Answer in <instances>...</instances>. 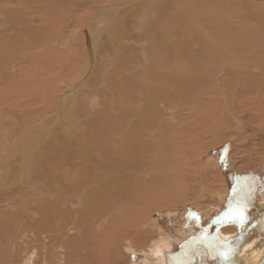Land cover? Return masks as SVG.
Listing matches in <instances>:
<instances>
[{"label":"bare ground","instance_id":"obj_1","mask_svg":"<svg viewBox=\"0 0 264 264\" xmlns=\"http://www.w3.org/2000/svg\"><path fill=\"white\" fill-rule=\"evenodd\" d=\"M219 125L264 134V0H0V264H264V169L224 172Z\"/></svg>","mask_w":264,"mask_h":264},{"label":"rangeland","instance_id":"obj_2","mask_svg":"<svg viewBox=\"0 0 264 264\" xmlns=\"http://www.w3.org/2000/svg\"><path fill=\"white\" fill-rule=\"evenodd\" d=\"M36 3L37 2L34 3L35 4L34 7L37 6ZM78 10H77V12H78ZM75 26H74V28H75ZM67 28H65V29H67ZM66 33L68 34V32H65V33L63 32V37H64V35H67ZM78 38L80 39L79 36L78 37L76 36L75 40H74L75 42L71 41L70 44L71 45L72 44H76L78 41H79L78 44H80L81 40H79ZM70 44L67 43L66 47L70 48V46H71ZM80 47H81V44H80ZM72 68L74 69L75 67H72ZM75 70H76V68H75ZM69 71H71V69L68 70V72ZM74 71L69 72V73L67 71H66L67 73L64 71V73L66 74V77H64L65 78L64 80H59L60 77L56 76V80L58 79L60 82L56 81V83L58 85L56 83H55V85H57L58 87H55V88L56 89H60V91H62L63 88L61 89L60 84L62 85L63 81H66V80H68V81L66 82L65 85L69 84L72 76L70 77L68 75H72ZM62 86H64V84ZM56 97H57V99H56ZM59 97H58V93L55 96H53V98L55 100H57V101L54 100L53 104H54V102H56V104L58 103V106L60 105L61 98H59ZM58 98H59V100H58ZM53 104H51V106H53ZM223 123L228 124L225 121ZM223 123H221V124H223ZM262 123L263 122H261L260 125H262ZM222 126L223 125H219V126L213 127V128L216 129V128H218V127L220 128ZM229 128H230V130H229ZM222 129H223L224 133H226L227 131L229 132V133L227 132L225 135H223L224 136V137L222 136L223 138L220 137V139H222L221 140L222 142L223 141L227 142V146H225L224 143L220 144L221 141H219V142H216L217 144H214L215 146H213L211 148H207L206 150L208 152H210V154H214L215 152L216 153H220L222 151L223 155H225V157H224L225 160H224V162H223V164L221 166L222 170H224V172H227L229 170L230 171H235L236 172L235 173L236 179L237 180L239 179V181H241L242 183H246V179L249 180L250 178H252V175L255 172L258 173V171H260L261 169H264V134L262 135L263 138H262V136L258 137L257 133H252V134H254L255 137L252 136V134H250L251 137L248 136L249 138L247 136H245V137L244 136H239L240 138L239 137L236 138V136L233 135L234 131L231 130L232 128L229 127V125H227V126L224 125L222 127ZM224 129H226V131ZM210 138H211V136L209 137V140H210ZM235 139H237V140H235ZM208 144H210V143H208ZM223 146H225V147H223ZM201 149L203 150V148H201ZM202 150H201V152H202ZM203 155H204V153L201 154V156H203ZM239 160H240V162H239ZM254 169H256L255 172H253ZM242 186H243V184H242ZM243 187H245V186H243ZM245 189H246V187L243 188V191L240 189V191H242V193L239 192L240 195L237 198L241 197V198H239L240 200L238 199L239 201H241L240 202L241 204L238 203L237 208H233V209L231 208L230 209V208H228V205H227V207L224 206L223 207L224 209L222 211L216 210V208L214 209V207H211V208H201V207L197 208L198 212H202V209L204 210V216L200 219L201 222L199 221L200 223H198L196 225V231L201 236V234L204 232V229H207L208 230V235H206V236H208V237L206 238V241L208 243L211 242V236L214 234L213 232H215L218 227H220V228H222V227L224 228V226H229L230 227L234 223H238L241 220L243 221L246 218L248 209H250V207H251L250 206L251 203H248L247 199H244L245 202L242 200V197L246 196V195L243 194L244 191L246 192ZM252 190L253 189H249L248 190L249 193L250 192L252 193ZM251 193H250V195H251ZM250 200H251V198H250ZM249 202H251V201H249ZM179 206H180V204L177 205V207H176L178 209V211H180V212L176 213L178 216L176 215L173 218L163 219L164 222H165V224H163V228L164 229H166V226H167V224L169 222L173 223L174 226H179L183 217H185V216L189 217L190 216L189 218H191V217L195 216V212L194 211H192L190 213H188L189 211H187V212L185 211L187 214H183L184 211H181V206L182 205L180 207ZM213 211H215V212H213ZM153 214H154V212H153ZM206 236H204V237H206ZM173 253L176 254V255H180V258H181L182 262H184L185 264L193 263L196 260V257H195L196 256V254H195L196 252L193 250V246L191 247V245H187V246H183V247L181 245L177 246L175 248V250L173 251ZM132 261H134V259ZM22 263H24V262H22ZM22 263H20V264H22Z\"/></svg>","mask_w":264,"mask_h":264}]
</instances>
